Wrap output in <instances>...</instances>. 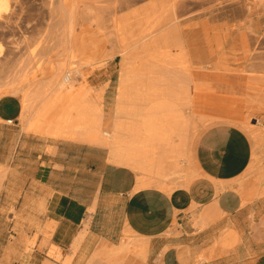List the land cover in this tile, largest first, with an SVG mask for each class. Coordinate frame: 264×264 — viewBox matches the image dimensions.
<instances>
[{
	"label": "crops",
	"instance_id": "0c3cea01",
	"mask_svg": "<svg viewBox=\"0 0 264 264\" xmlns=\"http://www.w3.org/2000/svg\"><path fill=\"white\" fill-rule=\"evenodd\" d=\"M19 116L0 111V231L19 251L34 242L18 264H264V142L254 150L241 128L203 131L191 180L166 191L101 146L9 128Z\"/></svg>",
	"mask_w": 264,
	"mask_h": 264
},
{
	"label": "rangeland",
	"instance_id": "374dc122",
	"mask_svg": "<svg viewBox=\"0 0 264 264\" xmlns=\"http://www.w3.org/2000/svg\"><path fill=\"white\" fill-rule=\"evenodd\" d=\"M58 2L6 0L0 21V91L6 83L18 80L20 67L26 66L28 72L35 67L44 71L48 58L55 60L61 51L58 45L65 39V17L55 11ZM68 2L74 26L71 37L74 54L77 59L90 62L83 68L84 79L77 80L102 87L101 106L109 98H115L122 58L129 56L128 68L136 72L139 82L149 79L155 88L163 90L175 83L186 85L189 94L181 101V113L186 128L183 150L187 157L203 131L222 123L239 128L238 124H246L248 129H241L250 138L254 150L263 145L264 0ZM116 24L121 27L120 31L115 28ZM157 52H168L170 58L181 52L182 58L173 64L167 62L168 58L167 63L158 66L145 61V57ZM34 53L42 59L29 64ZM142 87L140 93L144 94ZM96 96L92 92L89 100L95 101ZM13 100L12 106L1 103L0 111L17 110L20 98ZM255 119L259 122L253 124L251 121ZM0 125L6 124L0 122ZM9 128L23 131L21 125ZM173 142L177 143L178 139ZM170 151L169 147L158 151L163 164L154 174L145 176L151 182L149 186L173 189L184 180L181 170L186 168L190 172L191 162L181 169L180 162L173 157L165 158ZM176 164L178 168L174 170ZM160 183L165 187L158 186ZM5 233L0 231V264H18L17 254L32 252L34 242L19 251L16 236L11 233L12 236L5 237ZM8 246H14L15 252L11 255L7 254Z\"/></svg>",
	"mask_w": 264,
	"mask_h": 264
},
{
	"label": "bare ground",
	"instance_id": "6f19581e",
	"mask_svg": "<svg viewBox=\"0 0 264 264\" xmlns=\"http://www.w3.org/2000/svg\"><path fill=\"white\" fill-rule=\"evenodd\" d=\"M68 1L59 0L55 10L57 14L65 17V39L58 45L61 51L55 56V60L49 57L44 71L35 67L34 71L28 72L26 66H19L21 75L18 80L4 85L0 91V99L17 96L20 98L19 125L23 131L53 140L101 146L107 149L110 163L136 171L141 186H149L151 182L145 176L154 174L162 166V157L158 154L161 148L169 147L171 151L164 155L165 158L171 156L176 162H180L181 169L185 168L191 162L192 155L191 151L187 157L183 150L186 128L181 113V101L184 97L188 98L186 85L175 83V86L163 90L155 88L149 79L141 83L136 72L128 68L131 57L123 56L117 94L114 99L109 98L108 103L101 106L102 87L77 80L84 79L83 68L89 66L90 62L81 61L74 54L71 42L74 26L69 16ZM5 9L6 0H0V21ZM115 28L117 31L121 30L117 24ZM181 54L176 52L170 58L168 52H157L145 57V61L158 66L169 58L167 62L173 64L182 58ZM39 57L35 53L31 54L29 64L40 62L42 58ZM66 74L70 75L68 83L64 81ZM141 87L144 88V94L140 93ZM92 92L97 95L95 101L89 100ZM251 122L255 124L259 121L255 119ZM238 125L242 129H248L244 123ZM105 127L107 131H103ZM174 139H178V142L174 143ZM177 168L176 164L174 170ZM182 171L185 185L192 176L186 172V168ZM158 186L165 187L163 183ZM127 243L128 241L120 245L118 253L128 252ZM7 251L14 253L12 246H8ZM48 256L58 259V248L51 245Z\"/></svg>",
	"mask_w": 264,
	"mask_h": 264
},
{
	"label": "built area",
	"instance_id": "2783aa9c",
	"mask_svg": "<svg viewBox=\"0 0 264 264\" xmlns=\"http://www.w3.org/2000/svg\"><path fill=\"white\" fill-rule=\"evenodd\" d=\"M69 80H70V75L66 74L65 79H64L65 83H68ZM9 124H10V122H9Z\"/></svg>",
	"mask_w": 264,
	"mask_h": 264
}]
</instances>
